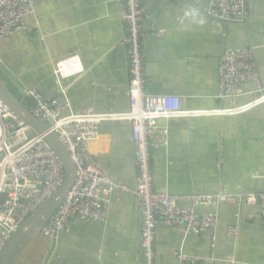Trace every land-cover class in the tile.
Listing matches in <instances>:
<instances>
[{
    "label": "crops",
    "instance_id": "crops-1",
    "mask_svg": "<svg viewBox=\"0 0 264 264\" xmlns=\"http://www.w3.org/2000/svg\"><path fill=\"white\" fill-rule=\"evenodd\" d=\"M35 13L25 28L0 41L2 81L19 103V84L46 99L58 95L66 114L128 111V71L123 8L115 0H33ZM208 0H143L144 90L178 97L189 111L242 106L255 98L247 83L242 95L218 100L217 66L224 50L245 49L253 56L258 85L264 88V0H247L242 22L207 18ZM76 58L80 70L57 78L55 64ZM20 88V87H19ZM168 145L151 152L154 192L171 195L264 192V105L234 116L161 121ZM94 160L116 181L133 188L136 166L127 121H104L90 144ZM217 215L212 234H187L183 227L157 225L155 264H176L181 252L211 259V264H264V229L259 208L222 203L199 208ZM36 237L15 264H43L48 240ZM139 221L133 196L115 192L105 225L72 219L55 236L45 264H138Z\"/></svg>",
    "mask_w": 264,
    "mask_h": 264
},
{
    "label": "built area",
    "instance_id": "built-area-1",
    "mask_svg": "<svg viewBox=\"0 0 264 264\" xmlns=\"http://www.w3.org/2000/svg\"><path fill=\"white\" fill-rule=\"evenodd\" d=\"M123 8L124 37L120 46L126 51L128 71V111L121 114L96 113L86 109L80 114H64L68 103L65 92L58 87V95L46 99L31 90L35 105L29 108L32 116L50 122L66 146L75 176L64 201L39 236L46 241L65 231L72 219L105 225L110 208V196L115 192L131 195L136 200L139 221L141 261L155 264V236L157 225L183 227L187 234L209 232L212 239L217 227V215L199 213V208L222 203L257 206L259 222L264 229V192L231 193L220 189L213 194L171 195L154 192L151 152L168 145V128L161 121L170 119L234 116L264 105V88L249 50H224L217 66L218 100H232L242 95L241 88L255 84V98L242 106L209 111H189L178 97L148 94L146 81L144 35L141 26L143 0H115ZM247 0H208L205 12L222 22H242L246 17ZM35 13L33 0H0V41L25 28L24 19ZM80 70L76 58L55 64L58 78L71 76ZM104 121H127L131 125V139L136 166L135 185L129 188L112 178L93 158L90 144L99 137ZM64 172L57 157L42 138L32 134L17 121L0 102V250L11 234L48 197L62 185ZM39 237V238H40ZM176 264H211V259L175 253Z\"/></svg>",
    "mask_w": 264,
    "mask_h": 264
},
{
    "label": "water",
    "instance_id": "water-1",
    "mask_svg": "<svg viewBox=\"0 0 264 264\" xmlns=\"http://www.w3.org/2000/svg\"><path fill=\"white\" fill-rule=\"evenodd\" d=\"M202 13L207 18L222 22L215 17L207 15L206 12ZM3 73V68L0 65L1 104L17 121L23 123L32 134L42 138L49 150L57 157L64 172V180L58 190L48 197L32 214L26 218V220L11 234L9 239L1 248L0 264H15L16 260L20 257L27 246L39 236L43 227L49 222L51 217L64 201L72 186L75 169L70 160L66 146L60 140L58 135L51 130L50 122L48 121L45 123L40 119L35 118L31 115L28 108L19 103V100H17V98L9 92L5 83L2 81L1 75H3ZM11 83L18 89L17 96H19V98L26 101L27 105L30 107L35 105V100L30 94H27L19 84L12 81ZM2 199L3 196L0 197V200ZM54 241L55 237H51L47 241V252L45 254L43 264H45L46 259L52 251Z\"/></svg>",
    "mask_w": 264,
    "mask_h": 264
}]
</instances>
